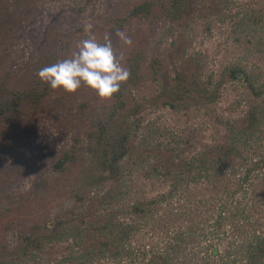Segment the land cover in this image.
I'll return each mask as SVG.
<instances>
[{
    "label": "trees",
    "instance_id": "obj_1",
    "mask_svg": "<svg viewBox=\"0 0 264 264\" xmlns=\"http://www.w3.org/2000/svg\"><path fill=\"white\" fill-rule=\"evenodd\" d=\"M20 1L0 0V36H7L14 26H4L6 16L13 22L21 17L20 22L33 18L35 8L22 10ZM122 2L109 3L108 9L106 5L104 16V8L98 13L102 23L92 33L101 42L114 29L131 36V46L118 38L114 50L131 75L111 98H100L90 89L88 100L78 104L70 100L66 104L68 111L75 106L81 111L86 109L81 120L86 128L71 138V144L62 149L47 174L42 176L40 172L17 202L0 206V264H94L101 258L127 264H264V80L259 83L258 75L237 64L226 67L224 77L247 89L254 101L248 103L241 117L221 121L225 129L221 140L180 161L167 150L158 151L157 155L166 161L164 174L172 180L170 190L162 194L160 201L168 200L171 207L158 215L155 212L161 206L157 198L133 201L125 209L126 215L131 214L127 222L115 220L119 209L93 213L94 208L111 206L116 200L124 171L122 161L133 154L128 121L136 108L128 105L124 96L132 86L147 78L158 81L165 77L157 98L170 108L179 101L213 102L218 96L217 89L207 87L210 80L201 81L197 72L177 68L173 77L168 76L167 58L177 60L185 53L182 35L170 41L166 52L152 49L169 27L181 25L196 13L201 0ZM243 21L244 17L235 23L236 30ZM244 30L249 33L247 27ZM86 38L84 25L72 36L61 34L58 41L66 47L65 53H55L57 58L48 65L71 57L77 44ZM234 40L240 41L241 36ZM34 83L9 91L0 101V141L12 130L14 120L23 117L16 114L20 105L42 101L41 105L54 92L63 90L52 89L41 80ZM94 95L100 99L97 105L93 104ZM89 106H93L94 114ZM107 181L110 187L98 197V188ZM189 182L206 184L205 193H198L192 205L179 208L180 203H174L172 198L178 188ZM247 187L254 189L256 197L252 200L246 195ZM182 217L187 218L184 227L179 223ZM78 219H84L83 225ZM151 220L155 227L164 228L173 222L179 223V228L162 242L150 232L156 243L142 250L133 247L132 235ZM224 239L221 250L214 242ZM46 249L58 251L43 260L41 255L47 254Z\"/></svg>",
    "mask_w": 264,
    "mask_h": 264
},
{
    "label": "rangeland",
    "instance_id": "obj_2",
    "mask_svg": "<svg viewBox=\"0 0 264 264\" xmlns=\"http://www.w3.org/2000/svg\"><path fill=\"white\" fill-rule=\"evenodd\" d=\"M103 1L31 0L29 3L21 0L22 6L24 5L21 9L35 8V14L26 22H20L22 17L18 18L19 21L16 19L18 22L16 20L13 22L8 16L4 19V26L9 23L14 26L12 25L13 29L7 36H0V101L9 91L34 85L36 80H40L39 70L56 59V54L63 56L66 47L58 41L61 34L72 36L75 29L86 23H92L93 28H96L102 23L98 13L104 8L101 13L104 16L106 5L108 9L109 3L115 5L121 0ZM122 1L121 4L128 0ZM201 1L196 13L181 25L169 27L164 34L162 33L158 46H153L152 49L159 53L166 52L170 48V41L178 34L182 35L186 45L185 53L177 60L170 61L167 58L168 76L173 77L177 68L184 69L187 73L197 72L201 81L210 80L207 85L209 89H217L216 100L179 101L175 108H170L162 105L161 100L157 98L165 84V77L163 79L161 76V80L158 81L147 78L132 86L124 96L126 103L136 108L128 121L131 126L129 145L133 154L122 161L124 171L120 181L121 187L115 192L119 194L116 200L111 206L94 208V214L119 209L115 220L127 222L131 214L126 215L125 209L133 201L149 200L154 197L159 201L157 205L161 206L155 213L158 215L165 213L171 206L168 200H160L162 194L170 190L172 180L170 176L164 174L166 161L157 155L159 149L167 150L178 161L197 153L207 145L218 143L225 131L221 121L241 117L248 103L254 101V97L250 96L247 89L232 83L224 77L226 76L224 72L230 64H237L258 75L259 83L264 80V0ZM42 3L44 7H38ZM243 17L244 24L236 30L235 23L237 24ZM246 27L249 29L247 34L244 30ZM116 31V29L108 31L114 50L118 41ZM238 35L241 36V40L236 42L234 39ZM148 59L146 58V61ZM86 87L81 86L76 92L71 93L56 91L41 105L42 101H37L34 105L19 106L16 114L19 112L23 117L18 116L14 120L12 130L0 141V206L17 202L40 172L42 176L47 174L62 149L71 144V138L81 133L82 128H86L81 122L86 116V112L84 113L86 109L81 111L75 106L68 111L66 108L70 100L75 104L88 100L90 88ZM99 101L98 96L94 95L93 104L97 105ZM88 109H91V114L96 112L93 106H89ZM83 141L86 142L85 139ZM261 149L264 154V147ZM154 166L157 170L153 168ZM185 184L178 188L172 198L174 203H180L179 208L183 205H192L198 193H205L206 184L192 182ZM109 187V181L100 186L98 197ZM245 192L251 200L253 196L256 197L252 187H247ZM165 201L168 202L165 204ZM216 203L217 201H214L213 205ZM155 217L153 215V218ZM186 219L181 218L179 223L182 227L186 225ZM82 220L78 219L79 225H83ZM173 222H176V219ZM173 222L159 228L154 226L152 220L149 221L141 231L132 235L131 245L142 250L150 243H156V239L150 237V232L157 234L156 238L161 239V242L167 240L171 237L168 233L172 234L179 228V223L174 225ZM8 237L12 240V234ZM214 243L220 245L222 250L225 239L215 240ZM142 245L145 247H141ZM46 251V255H41L43 260H46V256L51 252L58 250ZM94 264L127 262L101 258L95 259ZM130 264L140 263L132 261Z\"/></svg>",
    "mask_w": 264,
    "mask_h": 264
},
{
    "label": "clouds",
    "instance_id": "obj_3",
    "mask_svg": "<svg viewBox=\"0 0 264 264\" xmlns=\"http://www.w3.org/2000/svg\"><path fill=\"white\" fill-rule=\"evenodd\" d=\"M93 27L92 23L84 25L87 38L77 44V50L71 57L39 70L41 81L52 89H63L70 93L76 92L81 86H87L103 99L111 98L119 92L131 72L121 63L122 57H117L111 35L106 34L101 42L92 33ZM116 36L124 45L133 44L131 36L123 30H117Z\"/></svg>",
    "mask_w": 264,
    "mask_h": 264
}]
</instances>
